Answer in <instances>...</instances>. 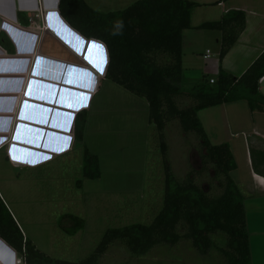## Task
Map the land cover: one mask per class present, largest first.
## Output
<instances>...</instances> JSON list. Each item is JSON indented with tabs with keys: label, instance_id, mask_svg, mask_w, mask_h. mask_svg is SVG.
I'll list each match as a JSON object with an SVG mask.
<instances>
[{
	"label": "trees",
	"instance_id": "trees-1",
	"mask_svg": "<svg viewBox=\"0 0 264 264\" xmlns=\"http://www.w3.org/2000/svg\"><path fill=\"white\" fill-rule=\"evenodd\" d=\"M197 6L190 0H137L121 10L101 12L85 0H59V13L73 29L86 39L105 44V77L147 101L148 119L156 131L162 157L166 158L168 151L166 128L177 122L179 129L197 138L205 150L200 155L201 170L211 169L213 173L205 190L190 174L184 179L176 176L163 161V205L158 214L148 224L106 230L93 253L80 261L51 258L40 251L24 238L0 197V238L24 264H102V256L112 246H121L128 256L141 258L158 247L169 249L187 242L203 259L200 264H251L245 196L231 176L235 159L228 144L210 143L198 112L236 101H246L250 111L264 112V95L258 90L264 76V50L239 77L219 69L213 84L204 75L187 86L182 69L183 30H218L221 60L245 27V13L239 10L193 27L191 14ZM18 18L28 25L29 20L21 14ZM118 22L123 25L121 34L113 35ZM0 45L10 54L15 51L3 33ZM86 122L87 111L81 110L75 116L74 142L83 148L82 177L98 179V156L84 144ZM249 154L253 171L264 177V149L258 151L249 144ZM69 217L78 223L75 227L82 226L80 218Z\"/></svg>",
	"mask_w": 264,
	"mask_h": 264
},
{
	"label": "crops",
	"instance_id": "crops-1",
	"mask_svg": "<svg viewBox=\"0 0 264 264\" xmlns=\"http://www.w3.org/2000/svg\"><path fill=\"white\" fill-rule=\"evenodd\" d=\"M190 1L199 4L192 11L191 20L201 7L210 8L212 14L196 23L191 21L193 27L219 20L231 10L245 13V27L221 60L218 59L220 34H204L206 30L195 28L183 30L185 84L190 86L204 75L213 77V68L241 76L264 50V0ZM58 3L59 0H0V33L15 49L10 54L0 45V160L14 174L70 160L81 147L74 142L75 116L81 110L87 111L84 144L91 152L94 144L107 142L106 136H99L102 132L119 131L116 139L123 145L134 142L139 145L134 140L137 132L140 145L146 141L142 144L144 150L149 142L147 101L105 77L108 62L105 44L86 39L73 29L60 15ZM18 14L29 20L28 25L19 21ZM93 41L103 45V53L89 51ZM210 43L218 46L216 54L210 52L214 61L218 59L216 65L206 64L203 57L209 50L206 48L197 52L200 67H195V56L186 54V46L199 48ZM101 57H106V63L101 62ZM95 64L103 67V73ZM206 65L211 67L207 69ZM258 90L264 95V76L258 82ZM239 102L242 101L200 110L198 118L199 113L206 112L207 124L214 130L211 135L206 133L211 144L226 143L230 147L236 162L233 180L245 196L251 264H264V177L253 171L249 154V144L255 150L264 149V112L250 111L245 102L244 106H232ZM219 120L226 128L223 135L216 132ZM240 136L242 142L236 141ZM240 147L243 152L237 151ZM98 159L101 168L100 156ZM0 197L24 238H28L1 189ZM0 264H24L1 238Z\"/></svg>",
	"mask_w": 264,
	"mask_h": 264
},
{
	"label": "rangeland",
	"instance_id": "rangeland-1",
	"mask_svg": "<svg viewBox=\"0 0 264 264\" xmlns=\"http://www.w3.org/2000/svg\"><path fill=\"white\" fill-rule=\"evenodd\" d=\"M85 1L95 10L109 12L124 9L137 0ZM194 14L191 21L195 23L212 17L211 10L207 7H201ZM203 32L220 34L218 30ZM206 48L212 54H216L218 50L214 43L204 44L199 48L186 46V54L195 56V67H200L197 52H204ZM244 102L246 103L242 101L232 106H244ZM205 114L206 112L199 113V118L205 125L206 133L211 135L214 130L209 128ZM229 119L232 124V117ZM218 123L216 132L223 135L226 128L221 120ZM148 124L150 137L145 150L143 145L146 141L143 140V145H140L135 136L137 132L134 133V140L139 145L136 142L123 145L116 139L119 138V131L99 134L106 136L107 142L94 144L93 152L90 151L100 156L102 161L101 176L98 179L83 178L81 175L82 146L68 161H55L45 167L19 174L11 173L8 166L0 160V189L14 208L27 237L40 251L51 258L80 261L93 253L106 230L136 223H150L163 205V161L169 164L176 176L184 179L186 174H190L198 184L207 189V182L213 172L211 169L201 170L200 155L205 150L200 141L181 131L177 122L169 124L166 130V159L162 157L154 126L150 122ZM143 129L145 133V126ZM238 139V142L243 140L241 136ZM110 142L111 147L108 145ZM240 148L237 151L243 152ZM231 176L235 177V173H231ZM78 181L81 182L79 185ZM69 216L83 220L82 226L75 227L78 223ZM74 229L78 230L69 233ZM248 233L250 237V232ZM202 260L187 242L169 249L158 247L141 258L128 256L121 246H112L102 256L101 263L200 264Z\"/></svg>",
	"mask_w": 264,
	"mask_h": 264
},
{
	"label": "built area",
	"instance_id": "built-area-1",
	"mask_svg": "<svg viewBox=\"0 0 264 264\" xmlns=\"http://www.w3.org/2000/svg\"><path fill=\"white\" fill-rule=\"evenodd\" d=\"M203 57H204V60H205V62H206L207 65L210 64V63H213L214 64V62H215V65H216L217 60L219 59L218 58L216 61H214V59H212V57H211V54H210V51L209 50L206 51V53L204 54ZM209 67H211V66H207V69ZM211 70L213 71V74H215V75L213 77H210L209 78V83L213 84L215 82V78L219 74V70H218V68H213Z\"/></svg>",
	"mask_w": 264,
	"mask_h": 264
},
{
	"label": "snow or ice",
	"instance_id": "snow-or-ice-1",
	"mask_svg": "<svg viewBox=\"0 0 264 264\" xmlns=\"http://www.w3.org/2000/svg\"><path fill=\"white\" fill-rule=\"evenodd\" d=\"M92 50H95L97 53H103V45L93 41L89 45V51L91 52ZM101 62L106 63V57H101ZM94 66L97 67L98 71L103 73V67H101L99 64H95Z\"/></svg>",
	"mask_w": 264,
	"mask_h": 264
},
{
	"label": "clouds",
	"instance_id": "clouds-1",
	"mask_svg": "<svg viewBox=\"0 0 264 264\" xmlns=\"http://www.w3.org/2000/svg\"><path fill=\"white\" fill-rule=\"evenodd\" d=\"M122 27H123L122 22H118L116 25V31H114L112 34L113 35L121 34Z\"/></svg>",
	"mask_w": 264,
	"mask_h": 264
}]
</instances>
